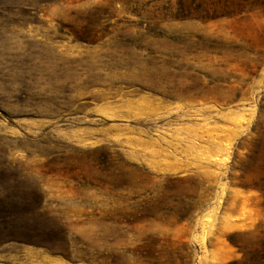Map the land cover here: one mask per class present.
<instances>
[{"label": "rangeland", "instance_id": "1", "mask_svg": "<svg viewBox=\"0 0 264 264\" xmlns=\"http://www.w3.org/2000/svg\"><path fill=\"white\" fill-rule=\"evenodd\" d=\"M0 264H264V0H0Z\"/></svg>", "mask_w": 264, "mask_h": 264}]
</instances>
